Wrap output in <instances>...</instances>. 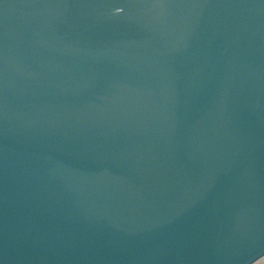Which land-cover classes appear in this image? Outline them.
<instances>
[{"label": "water", "instance_id": "obj_1", "mask_svg": "<svg viewBox=\"0 0 264 264\" xmlns=\"http://www.w3.org/2000/svg\"><path fill=\"white\" fill-rule=\"evenodd\" d=\"M264 257V0H0V264Z\"/></svg>", "mask_w": 264, "mask_h": 264}, {"label": "rangeland", "instance_id": "obj_2", "mask_svg": "<svg viewBox=\"0 0 264 264\" xmlns=\"http://www.w3.org/2000/svg\"><path fill=\"white\" fill-rule=\"evenodd\" d=\"M256 264H264V257L261 260H259Z\"/></svg>", "mask_w": 264, "mask_h": 264}, {"label": "built area", "instance_id": "obj_3", "mask_svg": "<svg viewBox=\"0 0 264 264\" xmlns=\"http://www.w3.org/2000/svg\"><path fill=\"white\" fill-rule=\"evenodd\" d=\"M260 260H261V259H260ZM257 262H258V261H257ZM257 262H256V263H257ZM256 263H254V264H256Z\"/></svg>", "mask_w": 264, "mask_h": 264}]
</instances>
